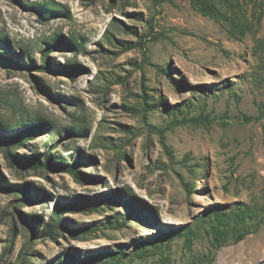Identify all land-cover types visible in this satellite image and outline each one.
Returning a JSON list of instances; mask_svg holds the SVG:
<instances>
[{"label":"rangeland","instance_id":"rangeland-1","mask_svg":"<svg viewBox=\"0 0 264 264\" xmlns=\"http://www.w3.org/2000/svg\"><path fill=\"white\" fill-rule=\"evenodd\" d=\"M48 1L0 0V264H264V0Z\"/></svg>","mask_w":264,"mask_h":264},{"label":"trees","instance_id":"trees-1","mask_svg":"<svg viewBox=\"0 0 264 264\" xmlns=\"http://www.w3.org/2000/svg\"><path fill=\"white\" fill-rule=\"evenodd\" d=\"M40 5H43V7H45L47 13L53 14L56 11H63L62 7L64 6L61 2L55 1V0H50L48 2H44V3H40ZM124 29V28H122ZM106 37H108V40L113 43V37L109 34L106 35ZM70 42L78 45L80 42L78 41V38L74 35L70 36ZM126 41H123V43H125ZM140 43L142 42L139 41ZM125 48H130L132 47L131 45H125ZM49 54L48 52H46V55ZM5 61L9 62V65H13L14 60H9L7 58H3ZM45 63H47L46 65L49 66V60L47 59V57L45 56ZM45 66L42 65L41 68H44ZM69 72H74V69H70L68 70ZM123 79V78H122ZM122 79H119L118 82L119 83H123L124 81ZM146 104L151 108L148 110H152V108H157L160 106V104H162L161 102L159 103H153V102H148L146 101ZM188 108H191V104L186 105V109H181L180 112L184 113V111H186ZM146 109V108H145ZM146 109V110H147ZM177 110L179 109V107L176 108ZM18 126V125H17ZM42 131V128H40V126H32L29 127L26 130H22L21 132H19L13 139L12 141L15 142L16 144L22 145L25 143L26 140L31 139L33 136L37 135L39 132ZM8 157H13V153L11 152V150L9 149L8 152L6 153ZM47 159L49 160V156L50 153L48 152L46 154ZM27 166H30L36 170H40V169H45L46 166H48L49 164L46 162H42L39 158H31L29 160H27ZM71 171H73L77 177H79V171H78V165L74 164L73 166H69ZM64 208H71L72 205H67V206H63ZM63 208V209H64ZM63 214L60 211H56L53 216H52V221L47 223V225L45 226V228L41 231V233H43L44 235L47 236H55L56 234H58V230L62 227V222H63ZM213 219V218H212ZM211 222L213 223L214 221ZM215 220V219H214ZM216 224L212 225L213 229H216L217 232H223V233H227V232H232L234 231V229L238 226H240V223H243V218L241 216V214L238 211L232 210L229 212L226 211H220V212H216ZM243 226V225H242ZM94 229H99L98 226H93ZM154 241V240H153ZM146 245L145 243H141L139 244L140 246V252L138 253V255L141 257L143 255H145V251H141L142 247ZM105 259L104 261H102L100 264H105L104 262H108V260H121L122 257H124L123 252L120 251H116V252H104L102 253V255ZM28 263V262H26ZM29 264V263H28ZM32 264V263H31ZM107 264H110L109 262ZM118 264V263H117Z\"/></svg>","mask_w":264,"mask_h":264}]
</instances>
